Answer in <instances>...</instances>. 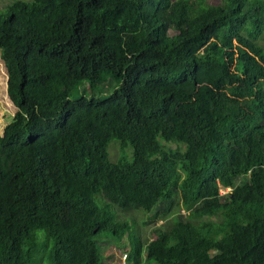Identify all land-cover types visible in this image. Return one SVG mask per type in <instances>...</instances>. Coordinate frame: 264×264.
I'll list each match as a JSON object with an SVG mask.
<instances>
[{
	"label": "trees",
	"instance_id": "16d2710c",
	"mask_svg": "<svg viewBox=\"0 0 264 264\" xmlns=\"http://www.w3.org/2000/svg\"><path fill=\"white\" fill-rule=\"evenodd\" d=\"M263 40L264 0L0 11L17 109L0 131V264H106L100 241L126 234L128 264H264ZM176 199L185 215L146 244L116 211L151 222Z\"/></svg>",
	"mask_w": 264,
	"mask_h": 264
},
{
	"label": "rangeland",
	"instance_id": "374dc122",
	"mask_svg": "<svg viewBox=\"0 0 264 264\" xmlns=\"http://www.w3.org/2000/svg\"><path fill=\"white\" fill-rule=\"evenodd\" d=\"M14 0H0V11H3L11 2ZM207 4L210 5H221L224 3V0H205ZM171 34H174L175 31L171 30ZM264 43V40H263ZM7 74H6V68L4 66L3 61L0 58V131L3 132L6 125H8L11 121H13L15 114L17 113V109L11 103L8 99L7 95ZM107 89V85L106 88ZM78 97V94L75 93L72 96V99H76ZM161 142H163V139H160ZM128 152H131L132 157V148ZM131 150V151H130ZM109 153H111V159L112 160H119L120 156L123 155L122 148L120 141L118 139H114L111 144H109ZM130 154V153H129ZM231 190H224L223 193H229ZM102 203L106 204V201L101 198ZM178 199H176V203L171 206L169 212L165 216L162 214L166 213L164 211L160 212V217L158 220L149 222V218L151 215L145 214L141 211H130L128 213H123L122 211H119L116 208V211L119 214V217L121 220H126L132 223L136 227L134 236H137L141 239L143 244L148 243L149 241L156 238L155 229L156 228H162L165 229V225L167 222H169L173 215L177 214H183L185 215V210L181 204H179ZM168 204H166L167 206ZM214 221H218L217 218L213 219ZM39 235H45V233L40 232ZM133 238L132 236H129V234H126L125 238L122 241H115V240H109V239H103L100 241L101 250L106 257V264H128L127 256L129 251L133 247ZM41 245L47 244L46 237L41 238ZM49 251V249H48ZM46 258V259H45ZM146 256H144L141 259L142 264H148L145 262ZM47 263V256L44 253L38 254V259L36 264H46ZM154 264V263H153Z\"/></svg>",
	"mask_w": 264,
	"mask_h": 264
}]
</instances>
